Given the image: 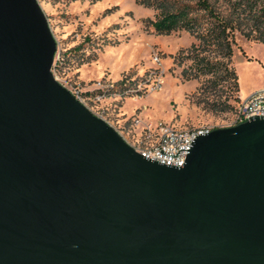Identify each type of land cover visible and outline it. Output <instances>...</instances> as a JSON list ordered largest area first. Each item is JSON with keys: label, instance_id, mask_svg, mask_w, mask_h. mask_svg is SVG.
<instances>
[{"label": "water", "instance_id": "water-1", "mask_svg": "<svg viewBox=\"0 0 264 264\" xmlns=\"http://www.w3.org/2000/svg\"><path fill=\"white\" fill-rule=\"evenodd\" d=\"M37 0H0V264H264V117L143 158L52 73Z\"/></svg>", "mask_w": 264, "mask_h": 264}, {"label": "rangeland", "instance_id": "rangeland-1", "mask_svg": "<svg viewBox=\"0 0 264 264\" xmlns=\"http://www.w3.org/2000/svg\"><path fill=\"white\" fill-rule=\"evenodd\" d=\"M37 1L57 44L55 79L126 138L138 139L142 126L156 123L178 129L231 124L230 113L214 114L202 103L224 97V84L182 76L190 62L177 56L195 40L186 32L157 35L144 26L157 11L135 0ZM231 65L239 88L233 99L264 90V43L237 35Z\"/></svg>", "mask_w": 264, "mask_h": 264}, {"label": "trees", "instance_id": "trees-1", "mask_svg": "<svg viewBox=\"0 0 264 264\" xmlns=\"http://www.w3.org/2000/svg\"><path fill=\"white\" fill-rule=\"evenodd\" d=\"M135 3L157 11L155 19L144 25L155 34L186 32L195 40L186 55L177 56L181 62H190L182 76L187 81L209 77L224 84V97L216 96L202 103L214 114L230 113L233 118L240 102V97L232 98L233 93L239 92L231 65L236 36L247 42L264 43V0H135ZM232 99L234 105L230 103Z\"/></svg>", "mask_w": 264, "mask_h": 264}, {"label": "built area", "instance_id": "built-area-1", "mask_svg": "<svg viewBox=\"0 0 264 264\" xmlns=\"http://www.w3.org/2000/svg\"><path fill=\"white\" fill-rule=\"evenodd\" d=\"M73 95L82 102L78 92H74ZM255 117H264V90L256 91L246 99L240 100L229 127ZM214 129L216 128L213 126L178 129L166 123H156L142 126L140 138L133 140L126 138L120 130H115L143 158L160 165L178 168L184 165L194 139L200 135H207Z\"/></svg>", "mask_w": 264, "mask_h": 264}]
</instances>
